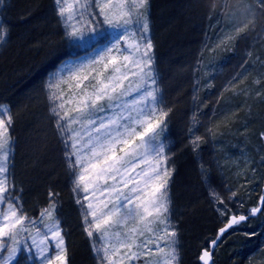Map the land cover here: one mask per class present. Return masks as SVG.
<instances>
[{"label": "snow or ice", "instance_id": "snow-or-ice-1", "mask_svg": "<svg viewBox=\"0 0 264 264\" xmlns=\"http://www.w3.org/2000/svg\"><path fill=\"white\" fill-rule=\"evenodd\" d=\"M253 2L255 6L241 0L247 23L232 26L216 47L256 30L257 10L259 19L264 20V0ZM5 4L6 0H0V6ZM54 5L65 38L74 47L87 45L95 52L85 59L73 52L58 57L42 91L64 147L73 176L71 191L81 209L83 231L92 241L96 262L179 264L178 234L170 219L175 153L164 142L172 109L160 101L155 45L150 35V0H54ZM238 10L229 14L228 24ZM214 14L213 7L208 18ZM8 32L0 23V45L7 42ZM191 122L185 147H190L197 159L216 211L227 219L198 255L199 264H213L214 249L223 236L264 213V194L247 213L236 214L229 201L237 192L231 191L225 199L213 187L210 167L200 157L206 138L196 134V114ZM13 125L10 106L0 104V264H20L22 253L38 264H69L65 229L57 215L59 194L48 192V203L36 218L24 210L11 172ZM206 132L215 139L214 128ZM260 138L264 140V132ZM81 191L86 194L83 199ZM84 200L88 201L86 207ZM239 206L244 207L242 203Z\"/></svg>", "mask_w": 264, "mask_h": 264}, {"label": "rangeland", "instance_id": "rangeland-1", "mask_svg": "<svg viewBox=\"0 0 264 264\" xmlns=\"http://www.w3.org/2000/svg\"><path fill=\"white\" fill-rule=\"evenodd\" d=\"M12 1L13 0H6V4L0 6V23L5 24L9 30L7 42L0 45V54L4 46H7L8 39L11 35L6 17ZM47 2L49 4L51 19L54 21L52 26H56V34L59 37L58 41L63 44L64 48L67 49L68 52L75 53L81 59H85L89 55H95L92 47L84 45L83 47L77 48L73 46L72 41L65 38L64 26L60 23L59 18L55 14L54 0H47ZM257 16L258 23L255 31H248L241 38H238L227 45H222V49L216 47V44H220L221 40H223L225 35L231 30V27H229L219 39H216L215 44L210 46V42L208 43L209 40H203L201 42L203 45L199 47V51L202 49L204 52V46H206V49L211 55L215 54L217 48V51H219V49L223 50L225 54L220 58L215 56L211 63L212 65L207 69L205 68L200 71L201 69L198 65L200 62L203 64L202 60L204 59L197 53V58L200 59L199 64L195 62V64L191 66V69L189 68L190 71L188 69L187 72L190 81V83H188L190 93L188 96L189 103L187 100L188 105H186L187 114H185L186 116H184L183 119L176 120L175 126L177 127V130L174 128V125H172L174 123L172 117L173 106L167 100L164 84L161 83V73L159 65L156 63V48H154L155 70L157 73L158 85L161 89V105L165 108L172 109L168 118V131L165 133L164 142L171 151L175 153L172 159V163L175 166V172L170 185V219L175 225L178 234L177 247L179 251V264H184L185 260L189 263L193 259L198 260L200 249L204 246L205 242L212 239L217 227H220L227 220L226 218H221L216 211V206H214L211 200L208 187L202 181V175L197 159L194 158L190 147H185L190 138L188 128L192 126L191 117L193 114H196L197 120L199 121L196 125V134L204 135L206 138V142L201 146L200 157H202L205 166L210 167L213 187H215L225 199H227L231 191L237 192V197L232 201H229V206L236 212V214L247 213L251 207L257 205L261 194L260 189L263 184H259V182L262 181L264 172V162L261 161V158L264 157V140L260 138L261 132H264V31H261V27H264V20L259 19V12L257 13ZM244 21H246L245 18L242 19L240 24ZM232 26L234 25L232 24ZM150 28L151 38L154 45H156L154 42L156 32L152 28L151 20ZM28 48L29 47L26 49ZM229 48H231V51L228 50ZM249 52L252 53L251 57L248 56ZM245 61H247V64ZM242 65L243 67H241ZM46 79L47 77L45 78V81ZM257 79L260 80L259 84L254 83ZM208 83H211L213 86L207 88L206 85ZM233 85H235L234 89ZM257 91L262 93L260 97L255 95ZM194 96L197 97V99L204 100L198 108L194 107V103L197 101V99H193ZM44 97L46 100L45 114L50 122L49 127L53 136L54 147H58L63 163L65 162L64 167L65 172L68 175L67 178L69 183V190L66 195L69 196L68 201H70L75 207V219L77 221L76 230L80 238L79 240L84 243L85 249L89 255L90 264H97L96 258L92 252V241L83 231L84 225L82 223L81 209L75 203L76 197L71 191L73 176L67 168L64 147L56 133L54 117H52L49 112V103L46 99L45 93ZM128 99L131 100L132 97H128ZM0 104L5 103L0 102ZM12 115L14 123H17L13 113ZM209 127L214 128L216 132L215 139L207 134L206 129ZM11 135L13 137L11 172L14 176L17 192L21 196L24 210L29 216L36 218L39 215L40 209L48 203V192L51 190L59 194V208L57 215L62 221V226L65 229V240L70 264L72 250H70L69 247L72 242H70V234H68L70 232L68 223L64 220V216L61 212L63 207L61 193L46 185L41 187L42 193L35 195L28 193L16 177V162L14 161L16 140L14 138L13 130L11 131ZM217 140H222L224 142L223 146L218 148L215 147L214 144ZM226 148H228V151L231 153V157H227L224 153V158L227 161H225V163L221 161L217 162L214 158V151H225ZM184 150L186 151V154H184ZM247 161H249V165L252 169H255L254 181L256 184H248L249 181H245L240 174L241 169L247 164ZM35 168L37 170L39 169L38 166ZM224 169H226V173L230 176H228V174L225 175ZM184 178H186L187 181L184 182ZM255 186H258V188ZM243 187L246 190V193L245 196L242 197L240 190H242ZM84 195L86 194L82 191L79 193L81 199H83ZM184 195L185 199L183 198ZM89 199H91V196H89ZM83 203L86 207L88 201L84 200ZM241 203L244 205L243 208H240L239 206ZM191 204L196 206V211L190 212L189 209ZM229 215H231V213H229ZM89 219H91V217H89ZM196 221L198 222L196 223ZM187 222L189 224L186 226ZM208 222L209 224L214 225L213 228L207 229L206 232H201L196 235L194 234L193 240H191L192 234L189 235L188 233L190 228L185 229V227H188L189 225L194 227L200 223L206 225ZM37 226L43 230L42 225ZM129 226H132L131 223ZM254 227L261 229L264 227V214L261 213L255 217H251L248 221L234 226L231 231L227 232L214 250L213 264H225V260H228V257L230 258L231 253H233L232 250L234 247L230 246V244L236 240L237 236L248 240L243 249L245 250V256L242 257L241 264H264V232L263 238H253L250 240V231L253 230ZM186 237H189L190 240L186 239ZM253 250H256L257 253L255 254ZM242 253L241 249L239 254L242 255ZM18 259L20 264H38V262L34 260H28L26 254L23 253ZM133 264H143V261L133 262Z\"/></svg>", "mask_w": 264, "mask_h": 264}, {"label": "trees", "instance_id": "trees-1", "mask_svg": "<svg viewBox=\"0 0 264 264\" xmlns=\"http://www.w3.org/2000/svg\"><path fill=\"white\" fill-rule=\"evenodd\" d=\"M248 2L255 6L253 0ZM224 4L227 6L222 7ZM48 5L47 0H13L10 5L6 19L11 35L0 54V102L10 106L17 120L12 128L16 140L14 161L17 179L32 195L42 193L41 187L44 185L61 193V212L68 223V234L72 242L69 247L72 250L70 264H90L89 255L76 230L75 207L66 195L69 183L65 162L63 163L58 147H54L50 122L45 114L46 100L42 91L45 78L55 67L57 58L68 53L58 41L56 26H52L54 21L51 19ZM213 7L215 14L209 19L208 12ZM237 8L239 10L232 17L234 26L240 25L245 18L241 0H150V20L156 32V63L159 65L165 95L173 106L172 125L176 130V120L183 119L187 114L186 105L187 100L189 103L190 93L187 72L195 62L199 64L197 53L204 59L203 64L200 62L198 65L200 71L210 67L215 56L220 58L225 54L220 50L221 47L219 51L217 48L213 55L208 52L206 46L204 52L202 49L199 51V47L203 45L201 42L209 40L210 46L215 44L216 39L232 27V24H228L229 14ZM243 23H247V20ZM27 47L29 48L26 49ZM203 102L204 100L197 99L194 107L198 108ZM223 143L222 141L221 146ZM224 153L231 157L226 148L225 151H214L215 160L225 163L227 160ZM36 166L39 167L38 170ZM224 172L225 175L228 174L226 169ZM261 191L260 189V193ZM183 198L185 199V195ZM190 206V212L197 210L193 204ZM188 224L187 222L186 226ZM213 226L208 222L206 225L200 223L194 227L189 225L185 229L190 228L188 233L192 234L193 240L194 234L206 232ZM262 229L264 230V227ZM186 239L190 240L189 237ZM247 241L243 237H236L231 245L234 247L233 254L225 260V264H241ZM239 249H242V255L239 254ZM193 263L198 264V260L193 259L190 263L185 260L184 264Z\"/></svg>", "mask_w": 264, "mask_h": 264}, {"label": "bare ground", "instance_id": "bare-ground-1", "mask_svg": "<svg viewBox=\"0 0 264 264\" xmlns=\"http://www.w3.org/2000/svg\"><path fill=\"white\" fill-rule=\"evenodd\" d=\"M215 147L217 146V148H218V146L220 147L221 145H222V140H217L216 142H215ZM218 151H220V150H218ZM250 163H249V161H247V164L245 165V166H243V168L241 169V171H240V174H241V176L245 179V181H249L248 182V184H256L255 183V181H254V179H255V174H254V172L252 171V167L249 165ZM258 184V183H257ZM259 184H263L264 185V172H263V178H262V181L261 182H259ZM263 185L261 186V193L263 192ZM255 187H257L258 188V186H255ZM240 192L242 193V197L243 196H245V193H246V190L244 189V187H243V189L242 190H240ZM244 194V195H243ZM261 195V194H260ZM242 197H240V198H242ZM260 197V196H259ZM262 214H264V213H262ZM261 230V228H257V227H254V229L253 230H251L250 231V234L251 233H253V232H255L256 234L255 235H251V240L253 239V238H263V232H264V230L262 229L261 230V232H258V231H260ZM229 231H231V230H229ZM241 232V231H240ZM216 235V232H215V234H214V236ZM222 240V239H221ZM221 240L218 242V244L221 242ZM218 244H217V246H218ZM232 244H230V246H231ZM203 249V247L200 249V252H201V250ZM253 252L256 254L257 252H256V250H253ZM233 253H231V255H232Z\"/></svg>", "mask_w": 264, "mask_h": 264}, {"label": "water", "instance_id": "water-1", "mask_svg": "<svg viewBox=\"0 0 264 264\" xmlns=\"http://www.w3.org/2000/svg\"><path fill=\"white\" fill-rule=\"evenodd\" d=\"M262 194H264V185H263V192H262ZM262 194H261V195H262ZM226 222H227V220H226ZM226 222H225V223H226ZM223 226H224V223H223L220 227L217 228L216 233L218 232L219 228H221V227H223ZM215 236H216V235H215ZM215 236H214V238H215ZM214 250H215V249H214ZM201 251H202V250H201Z\"/></svg>", "mask_w": 264, "mask_h": 264}, {"label": "flooded vegetation", "instance_id": "flooded-vegetation-1", "mask_svg": "<svg viewBox=\"0 0 264 264\" xmlns=\"http://www.w3.org/2000/svg\"><path fill=\"white\" fill-rule=\"evenodd\" d=\"M212 239H214V238H212Z\"/></svg>", "mask_w": 264, "mask_h": 264}]
</instances>
